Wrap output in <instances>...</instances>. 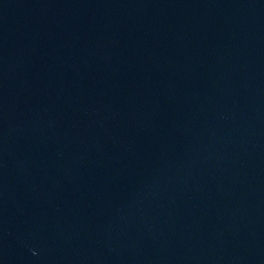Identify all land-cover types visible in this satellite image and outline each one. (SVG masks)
Returning <instances> with one entry per match:
<instances>
[{"label":"water","instance_id":"obj_1","mask_svg":"<svg viewBox=\"0 0 264 264\" xmlns=\"http://www.w3.org/2000/svg\"><path fill=\"white\" fill-rule=\"evenodd\" d=\"M0 264H264V0H0Z\"/></svg>","mask_w":264,"mask_h":264}]
</instances>
